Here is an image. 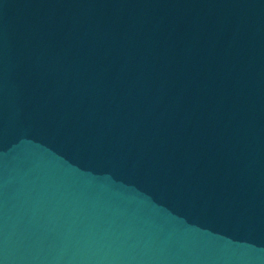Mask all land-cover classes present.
<instances>
[{
    "label": "water",
    "instance_id": "water-1",
    "mask_svg": "<svg viewBox=\"0 0 264 264\" xmlns=\"http://www.w3.org/2000/svg\"><path fill=\"white\" fill-rule=\"evenodd\" d=\"M0 264H264V0H0Z\"/></svg>",
    "mask_w": 264,
    "mask_h": 264
}]
</instances>
